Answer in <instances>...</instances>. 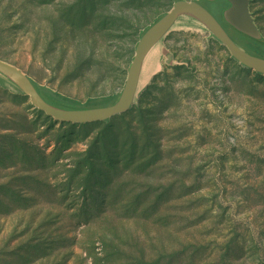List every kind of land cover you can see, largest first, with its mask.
Returning <instances> with one entry per match:
<instances>
[{"label": "rangeland", "instance_id": "rangeland-1", "mask_svg": "<svg viewBox=\"0 0 264 264\" xmlns=\"http://www.w3.org/2000/svg\"><path fill=\"white\" fill-rule=\"evenodd\" d=\"M175 1L0 0V60L54 101L114 103ZM249 9L263 42L228 32L264 59ZM140 81L127 113L80 125L0 76V264H264V77L183 18Z\"/></svg>", "mask_w": 264, "mask_h": 264}, {"label": "water", "instance_id": "water-1", "mask_svg": "<svg viewBox=\"0 0 264 264\" xmlns=\"http://www.w3.org/2000/svg\"><path fill=\"white\" fill-rule=\"evenodd\" d=\"M220 1L225 4L221 19L199 2L176 0L169 12L150 25L142 33L135 46L124 86L114 103L89 100L93 104H79L74 101L66 102L63 100L66 98L60 96H55V101H57L55 102L42 93V90L21 70L2 60H0V76L12 84L18 95L26 97L34 109L56 122L80 125L107 122L115 116L127 113L132 108L149 56L180 20L189 18L223 46L230 58L242 68L264 77V59L244 49L228 32V28L231 29L240 40L263 42L250 13V0ZM166 58L165 63L170 65L171 56L167 54Z\"/></svg>", "mask_w": 264, "mask_h": 264}, {"label": "trees", "instance_id": "trees-1", "mask_svg": "<svg viewBox=\"0 0 264 264\" xmlns=\"http://www.w3.org/2000/svg\"><path fill=\"white\" fill-rule=\"evenodd\" d=\"M63 100L66 101V102H72V101H70L68 99H63ZM85 104L90 105V104H93V102H91V101L88 100V101L85 102Z\"/></svg>", "mask_w": 264, "mask_h": 264}]
</instances>
